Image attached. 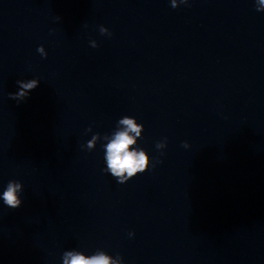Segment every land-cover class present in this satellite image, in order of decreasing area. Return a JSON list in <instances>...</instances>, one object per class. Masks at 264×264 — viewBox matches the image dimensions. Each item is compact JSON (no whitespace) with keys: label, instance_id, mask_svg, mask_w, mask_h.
Returning a JSON list of instances; mask_svg holds the SVG:
<instances>
[{"label":"water","instance_id":"1","mask_svg":"<svg viewBox=\"0 0 264 264\" xmlns=\"http://www.w3.org/2000/svg\"><path fill=\"white\" fill-rule=\"evenodd\" d=\"M125 117L149 168L118 183ZM68 253L264 264L260 0H0V264Z\"/></svg>","mask_w":264,"mask_h":264},{"label":"clouds","instance_id":"2","mask_svg":"<svg viewBox=\"0 0 264 264\" xmlns=\"http://www.w3.org/2000/svg\"><path fill=\"white\" fill-rule=\"evenodd\" d=\"M261 4H264V0H260ZM174 6V0H173ZM259 11V9H257ZM60 17H58L59 19ZM104 29H101L103 32ZM92 47H96L93 42ZM43 52V49H39ZM40 81L38 79H31L27 83L24 81H18V84L21 85V88L18 92L9 93L11 99L16 100L18 103L23 101L28 95L30 90L35 89L39 85ZM120 124L124 125L125 128L115 133L113 139L107 144V163L108 170L111 175L117 178L118 183H124L126 180H129L135 177L139 173H143L148 169L147 158L144 151H137L131 146L135 143V138L131 133H139L137 125L134 123L132 118L125 117L120 120ZM167 141V138H165ZM185 148L189 147L187 141L183 142ZM157 147H161L160 144H157ZM163 154V153H161ZM159 162V161H158ZM151 167H155V164H152ZM125 173L127 174L125 176ZM21 191V184L10 180L7 183L6 189L3 192L2 200L5 205L9 208L16 209L22 205L21 195L18 196V192ZM71 256V260L65 259V264H110L109 257L104 254L94 255L91 257H86L83 254H72L68 253Z\"/></svg>","mask_w":264,"mask_h":264}]
</instances>
